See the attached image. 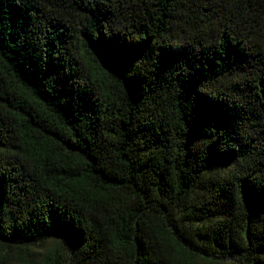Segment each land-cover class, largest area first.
<instances>
[{"label": "trees", "instance_id": "obj_1", "mask_svg": "<svg viewBox=\"0 0 264 264\" xmlns=\"http://www.w3.org/2000/svg\"><path fill=\"white\" fill-rule=\"evenodd\" d=\"M0 264H264V0H0Z\"/></svg>", "mask_w": 264, "mask_h": 264}]
</instances>
